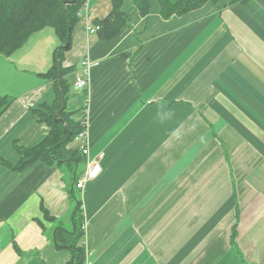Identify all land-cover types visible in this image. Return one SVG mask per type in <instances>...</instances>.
Instances as JSON below:
<instances>
[{"label":"crops","instance_id":"0c3cea01","mask_svg":"<svg viewBox=\"0 0 264 264\" xmlns=\"http://www.w3.org/2000/svg\"><path fill=\"white\" fill-rule=\"evenodd\" d=\"M111 8L90 0L64 52L66 110L81 124L89 108L87 155L68 144L82 156L75 171L2 163L16 162L15 143L48 133L34 110L55 99L42 74L57 36L43 28L0 55V95L13 99L0 115V264H69L53 234L78 201L91 264H264V0L168 19L156 0L144 16L121 0L119 34L85 31ZM84 59L88 85L77 90ZM92 159L99 175L76 188Z\"/></svg>","mask_w":264,"mask_h":264},{"label":"trees","instance_id":"16d2710c","mask_svg":"<svg viewBox=\"0 0 264 264\" xmlns=\"http://www.w3.org/2000/svg\"><path fill=\"white\" fill-rule=\"evenodd\" d=\"M112 8L102 19L94 20L98 25L96 34L102 39H109L119 34L128 24L129 15L121 11V0H110ZM151 0H134L139 14L144 16L149 10ZM159 14L163 19L188 13L207 2L230 6L249 0H156ZM83 0H0V55H10L20 48L33 33L50 28L57 36L60 45L53 52L51 67L42 74L54 84L55 99L51 104H41L34 110L36 119L48 128L44 138L32 146L15 143L18 158L15 163H2L14 170H24L36 162L49 165L73 163V170L81 162L78 149H71L68 144L83 129L80 123H74L70 112L66 110L69 85L64 78L72 66L63 67L65 49L73 27L84 14L81 12ZM79 10V11H78ZM60 53V54H59ZM63 55V56H62ZM60 56V57H59ZM56 59H55V58ZM60 61V62H59ZM60 64V65H59ZM63 68V69H62ZM55 82V83H54ZM13 99L9 95H0V115L10 106ZM73 230L68 231L59 225L54 228L53 239L56 247L67 249L71 258L69 264H84L85 250L82 245L84 236V215L81 202L78 201L72 212Z\"/></svg>","mask_w":264,"mask_h":264},{"label":"built area","instance_id":"2783aa9c","mask_svg":"<svg viewBox=\"0 0 264 264\" xmlns=\"http://www.w3.org/2000/svg\"><path fill=\"white\" fill-rule=\"evenodd\" d=\"M89 2L90 0H83V3L81 5V12L86 15V13L89 10ZM99 29L98 25H95L91 23L90 21H85V30L89 33H96ZM82 70L81 72L75 77V80L73 82L74 87L77 90H83L88 85L87 75L89 73V68L92 66V62H90L88 59L82 60ZM86 117L81 119V124L83 125V129L74 137L75 140L80 142V150L83 156H86L88 153V130H87V124H88V112L89 108L87 107L85 110ZM101 166L99 164L98 159H92L87 162L86 170L82 176L79 177L76 188L82 189L84 188V185L94 180L100 173ZM83 230L85 229V222L83 224ZM84 245V243H82ZM84 264H91L90 259L87 256V253L85 252V259Z\"/></svg>","mask_w":264,"mask_h":264},{"label":"rangeland","instance_id":"374dc122","mask_svg":"<svg viewBox=\"0 0 264 264\" xmlns=\"http://www.w3.org/2000/svg\"><path fill=\"white\" fill-rule=\"evenodd\" d=\"M86 31V30H85ZM89 33V32H88ZM89 34H92V33H89ZM95 34V33H94ZM90 69V68H89ZM81 70H82V67H81ZM89 74V73H88ZM88 76V75H87ZM88 143H89V134H88ZM90 161V160H89ZM76 185V184H75ZM79 189V188H78ZM83 190V188L81 189ZM59 223H62L63 225H65V227H67L68 230H72L73 229V226H72V223H71V219L69 217V221L68 223L66 224V222H62V219H58L56 221V225L59 224ZM82 242V240L80 241V243ZM67 250V249H66Z\"/></svg>","mask_w":264,"mask_h":264},{"label":"water","instance_id":"95a60500","mask_svg":"<svg viewBox=\"0 0 264 264\" xmlns=\"http://www.w3.org/2000/svg\"><path fill=\"white\" fill-rule=\"evenodd\" d=\"M68 47H69V42H67V43L63 46L64 49H67Z\"/></svg>","mask_w":264,"mask_h":264},{"label":"bare ground","instance_id":"6f19581e","mask_svg":"<svg viewBox=\"0 0 264 264\" xmlns=\"http://www.w3.org/2000/svg\"><path fill=\"white\" fill-rule=\"evenodd\" d=\"M221 10V9H220ZM79 11V10H78ZM123 12V11H122ZM70 34H71V32H70ZM70 38H72V37H70ZM71 46V45H70ZM60 54V53H59ZM86 55V54H85ZM63 56V55H62ZM60 57V56H59ZM55 58V57H54ZM56 59V58H55ZM60 62V61H59ZM60 65V64H59ZM51 67V66H50ZM63 69V68H62ZM81 70V69H80ZM76 76V75H75ZM55 83V82H54ZM44 105H46L45 103H44Z\"/></svg>","mask_w":264,"mask_h":264}]
</instances>
